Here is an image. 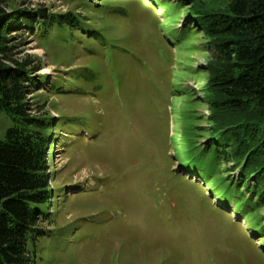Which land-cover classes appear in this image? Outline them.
<instances>
[{
	"label": "rangeland",
	"instance_id": "rangeland-1",
	"mask_svg": "<svg viewBox=\"0 0 264 264\" xmlns=\"http://www.w3.org/2000/svg\"><path fill=\"white\" fill-rule=\"evenodd\" d=\"M184 2L176 22L159 0H2L8 14L42 10L82 26L44 39L33 29L8 34L14 60L40 64L31 115L60 128L46 151L56 193L31 246L34 264H264V233L178 160L172 85L197 89L204 73L180 70L204 69L209 58L192 44L202 32L192 34ZM13 125L0 111V141Z\"/></svg>",
	"mask_w": 264,
	"mask_h": 264
},
{
	"label": "trees",
	"instance_id": "trees-1",
	"mask_svg": "<svg viewBox=\"0 0 264 264\" xmlns=\"http://www.w3.org/2000/svg\"><path fill=\"white\" fill-rule=\"evenodd\" d=\"M179 1L169 5L159 0L176 22L186 1L192 34L202 32L200 42L192 44L202 45L209 58L204 69L180 70L186 77L204 73L197 89L172 85L175 99H180L174 120L176 144L182 146L178 160L223 204L232 203L257 232L264 233V0ZM1 3L0 111L10 115L14 125L0 141V264H34L31 246L42 235L38 224L51 213L49 203L56 193L49 185L46 148L51 149L60 128L49 116L31 115L27 96L39 85L34 75L40 64L31 68L28 58L14 60L8 34L11 29H33L44 39L52 38L51 30L80 34L82 26L69 16L45 15L42 10L8 14ZM189 33L184 30L182 36L190 41ZM63 84L58 80L51 87Z\"/></svg>",
	"mask_w": 264,
	"mask_h": 264
}]
</instances>
